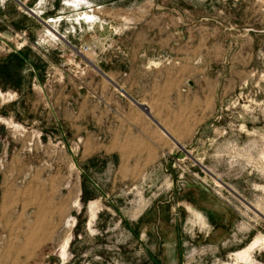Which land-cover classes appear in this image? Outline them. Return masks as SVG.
<instances>
[{
    "label": "rangeland",
    "instance_id": "obj_1",
    "mask_svg": "<svg viewBox=\"0 0 264 264\" xmlns=\"http://www.w3.org/2000/svg\"><path fill=\"white\" fill-rule=\"evenodd\" d=\"M166 32L196 117L99 79ZM0 34V264H264V0H0Z\"/></svg>",
    "mask_w": 264,
    "mask_h": 264
},
{
    "label": "crops",
    "instance_id": "obj_2",
    "mask_svg": "<svg viewBox=\"0 0 264 264\" xmlns=\"http://www.w3.org/2000/svg\"><path fill=\"white\" fill-rule=\"evenodd\" d=\"M94 17H91V20ZM90 20V21H91ZM128 29H130L128 27ZM166 40L165 38L161 37L162 40V47L156 48L154 52L157 53V65L153 66L155 57L153 52L154 42L152 41L153 36L150 37L148 35L138 34L137 36H133V34H123V35H115L116 40H125L130 39L132 42H139L137 43V47L131 44L129 47H122L120 48V54L125 55V59L130 57L129 65L123 66L126 64V61L119 62L121 65H114L112 67L99 65V79L107 80L114 83L121 93L125 96L130 97L133 101V106L137 109V113L141 115H155L156 112H163L165 114V108L169 106L170 100H172V95L177 103L181 105H189L192 108V113L196 117L198 112V105L197 99L194 90L195 86H193L189 81L185 80V84L180 80L173 84L170 79L171 69L169 66H165L163 64L165 58L169 57L170 54V46H171V39L169 32H166ZM165 33V34H166ZM5 36L4 34H0V43H5ZM7 45V44H5ZM10 46V45H8ZM135 48V49H134ZM118 50V46L115 48ZM165 51V52H164ZM161 53V54H160ZM167 53V56H165ZM35 76V75H34ZM36 77V76H35ZM181 82V83H180ZM104 84H106L104 82ZM187 85V86H186ZM39 88V87H38ZM41 90V88H39ZM172 91V92H171ZM194 94V97H190ZM210 99L208 100V104ZM188 102L189 104H186ZM157 106V111L153 110V107ZM51 116L54 117L53 111H51ZM139 116V114H137ZM137 116V117H138ZM153 120V119H152ZM129 131H126L127 133ZM136 133V131H135ZM139 134V133H138ZM195 135V134H194ZM193 135V137H194ZM130 136V135H129ZM145 136V135H141ZM146 142L143 143V146L136 148V146H132L126 149V147H122L123 152L122 154L125 156H130L131 154L143 155L147 154H154L155 149L153 146V139L151 137H147ZM163 147V146H162ZM183 150L185 147L183 145L180 146ZM180 148V149H181ZM170 151V148L168 149ZM147 158V157H146ZM126 163H129V159L126 158ZM151 159V157L147 158ZM135 160L133 159V162ZM150 160L149 162H151ZM144 163V162H143ZM136 165H125L121 170H129V169H138ZM139 170V169H138Z\"/></svg>",
    "mask_w": 264,
    "mask_h": 264
},
{
    "label": "bare ground",
    "instance_id": "obj_3",
    "mask_svg": "<svg viewBox=\"0 0 264 264\" xmlns=\"http://www.w3.org/2000/svg\"><path fill=\"white\" fill-rule=\"evenodd\" d=\"M92 16V15H91ZM91 16L90 15H86V14H84V19H85V21L87 22V21H90L91 20ZM89 18H90V20H89ZM88 19V20H87ZM94 20V18L90 21V22H94L93 21ZM89 23V22H88ZM98 23V22H97ZM51 38L52 39H54V37L53 36H51ZM255 245H256V243H252L247 249H245L244 251H243V253L242 252H240V253H237V254H235V256H236V258L237 259H241V260H246L248 257H249V252L251 251V250H253L254 248H255Z\"/></svg>",
    "mask_w": 264,
    "mask_h": 264
}]
</instances>
